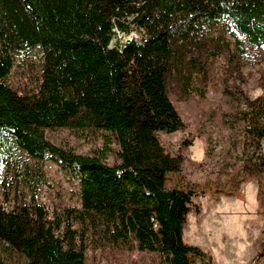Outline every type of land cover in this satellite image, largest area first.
I'll return each mask as SVG.
<instances>
[{"label":"trees","instance_id":"obj_1","mask_svg":"<svg viewBox=\"0 0 264 264\" xmlns=\"http://www.w3.org/2000/svg\"><path fill=\"white\" fill-rule=\"evenodd\" d=\"M132 29L141 41L111 49L117 32ZM36 51L39 91L19 94L8 79L18 56ZM263 52L264 0H0V163L7 191L14 175L31 194L13 211L0 206V247L27 264H86L91 227L166 264L203 262L207 254L184 239L189 215L201 213L197 194L166 188L184 157L170 154L158 133L186 128L172 98H204L213 60L224 59L234 78ZM225 94L245 104L234 118L261 149L264 94L252 100L239 86ZM61 128L109 133L118 163L53 144L46 130ZM47 159L78 178L81 201L51 218L30 177L32 163L40 175ZM245 170L261 176L264 159Z\"/></svg>","mask_w":264,"mask_h":264},{"label":"rangeland","instance_id":"obj_2","mask_svg":"<svg viewBox=\"0 0 264 264\" xmlns=\"http://www.w3.org/2000/svg\"><path fill=\"white\" fill-rule=\"evenodd\" d=\"M129 39L141 41L138 30L128 34L117 32L110 47L127 44ZM42 57L38 51L19 55L8 79L19 94H34L42 81ZM224 59L213 60L211 82L204 98L193 96L186 101L176 97L172 102L186 128L174 133H158L166 150L173 156L182 155L179 173L167 175L168 190H191L200 214L188 217L184 230L185 242L198 246L207 255L196 264H264L260 243L264 240V172L252 177L245 170L250 162L260 164L261 149L251 143L244 130L245 123L234 114L246 110L243 103L225 94L226 89L241 87L254 100L264 94V52L254 62L241 63V76L226 74ZM50 142L80 155H100L108 164L118 163L119 146L109 133L79 131L68 128L46 130ZM31 182L49 217L67 209L81 207L79 180L62 164L47 159L37 167L32 163ZM24 170V167H23ZM7 164L0 163V206L13 211L24 196L31 204L26 183L12 175L7 191ZM8 192V193H7ZM8 194V197L6 196ZM76 229H81L75 223ZM86 264H166L158 253L140 252L130 243H107L101 231L89 227L86 235ZM0 264H27L17 254L0 247Z\"/></svg>","mask_w":264,"mask_h":264},{"label":"water","instance_id":"obj_3","mask_svg":"<svg viewBox=\"0 0 264 264\" xmlns=\"http://www.w3.org/2000/svg\"><path fill=\"white\" fill-rule=\"evenodd\" d=\"M132 42V39H129L128 41H127V43H131Z\"/></svg>","mask_w":264,"mask_h":264}]
</instances>
